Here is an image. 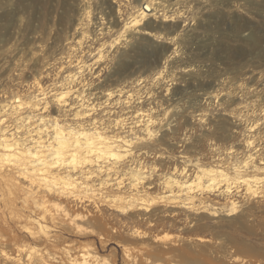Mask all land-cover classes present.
<instances>
[{"label": "rangeland", "instance_id": "obj_1", "mask_svg": "<svg viewBox=\"0 0 264 264\" xmlns=\"http://www.w3.org/2000/svg\"><path fill=\"white\" fill-rule=\"evenodd\" d=\"M145 1L160 0H109V8L121 12L101 39L107 56L95 63L99 49L92 50L100 42H77L82 28L76 30L75 22L84 1L0 0V136L15 133L31 143L34 130L55 119L73 127L97 123L128 138L152 129L155 143L167 133L166 143L150 154L134 149L124 155L118 174L95 178L96 184L109 178V202L52 194L4 162L0 264H73L71 257L93 254L107 264H264V181H255L258 193L251 195L235 183L233 169L243 165L244 175H262L254 169L264 159V0H167L182 9L175 14L178 32L140 34L144 49L130 59L131 96L121 104L100 86L117 54L109 42L128 28ZM99 4L91 0L93 14ZM92 18L84 19L88 34ZM129 39L117 46L131 49L135 38ZM159 42L169 48L156 62L150 51ZM79 60L86 63L82 69ZM71 87L74 93L60 101L57 94ZM92 90L99 104L91 110L86 93ZM18 97L36 105L15 111ZM149 118L157 120L152 124ZM170 121L178 123L176 130L166 129ZM214 165L225 167L229 179L199 184V170ZM62 170L84 177L72 167ZM120 177L123 185L117 184ZM174 180L192 183L182 189ZM117 192L136 198L113 201L110 195ZM78 212L89 213L92 221H72ZM81 222L88 227L79 228Z\"/></svg>", "mask_w": 264, "mask_h": 264}, {"label": "bare ground", "instance_id": "obj_2", "mask_svg": "<svg viewBox=\"0 0 264 264\" xmlns=\"http://www.w3.org/2000/svg\"><path fill=\"white\" fill-rule=\"evenodd\" d=\"M82 1H84L83 3L85 6H82L83 8L80 17L78 21L75 22L76 30L82 28L79 35H77L79 36L77 42L80 45L83 41H87V39H92L94 42H100L99 46H95L92 52L99 49L96 52V55H94V57H96L95 63L103 61L107 56L105 51H103L107 43L106 41L101 42V39L112 30L114 27L112 23L119 19L117 13H120L121 9H115L114 7L109 8V0H100V4L98 8H96L98 11L96 14H93L91 0ZM157 3V5L155 3L153 4L152 1H145L142 3L138 13L131 17L127 26L128 28L123 30L117 39L109 42L110 47H113L114 45L116 46L115 51L117 54H114V56L110 58V61H112V69L107 72L100 86L104 87V89H108L109 98L118 95L121 104L124 102L123 96L130 92L127 89V78L135 72V70H130L133 64L130 62V59L134 53L144 49V45L140 40V34L153 35L154 30H162L168 35L178 32L180 25L176 20L177 16H175V14L182 15L183 13L180 8L173 9L174 5L178 4V2L174 3L173 1L160 0ZM170 10L171 14H169ZM161 11H163L164 14L163 18L158 16V13ZM91 17L95 18H92L94 19V29L88 34V30L83 28L87 24V22H84V19H89ZM91 35L92 37H90ZM137 35L139 38H137ZM124 39H134L131 49L128 50L121 46H117V44ZM168 48V44L165 42H159L156 43L150 53L155 56V61L157 62L167 54ZM78 63H83V66L80 65L79 67L81 69L84 67V64L86 66V63L82 60H79ZM70 76L73 78L75 74ZM71 93H74L73 87L58 93V99L62 102H66ZM205 93L209 94L210 97H217V94L215 92L213 93V91H205ZM86 94H89L87 101L88 106H91V110L98 107L97 105L99 102H95L97 92L92 90L88 91ZM91 95H93L94 98H91ZM129 95L131 96V93H129ZM24 104H28L29 106L36 105L35 102L30 103L29 101H23L18 97L14 102L15 111L21 110L24 107ZM156 120L157 119L149 118L148 122L153 124ZM101 124L103 123L101 122ZM177 124L178 123L170 121L165 126L166 129H172L173 131L176 130L173 126L176 127ZM105 128L106 127H102V125L100 127L97 123L92 127H88L87 125L73 127L65 125L58 119H55L51 126L44 125L37 130H34L36 131L35 135L37 134V136L32 138L31 143L21 142L16 137L15 133L11 135L2 134L0 136V167L2 164H5L4 162H9L19 171V175L26 181L30 182L31 185H35V187L38 188H45L52 194L57 193L60 197L73 196V198L75 197L81 202L87 200L95 202L98 200L100 202V200H102L103 202H109V178L103 179L101 174L105 173L108 176L109 173L118 174L121 168H125L124 163L119 161L124 155L134 152V149L135 152H142L146 155L150 154L155 147L166 143L167 133H162L161 137H159L155 143L150 141L151 136L154 134V130L152 129H149V131L143 135H136L134 138H128L126 135L119 133L112 134ZM44 131L51 135L45 137L41 134ZM252 142L253 141L251 140L248 141L249 144ZM259 163L260 165H256L254 170L257 172L262 171V175H244L243 172L245 171V168L243 165H235L233 168L236 174L234 177L235 183L243 184L246 192L251 195H257L258 193L255 181H264V159H261ZM96 166L98 167L94 168ZM66 167H72V170L75 172H83L84 177L80 179V177L74 176L72 172L65 173L62 168ZM99 176H102L101 181L96 184L95 178ZM218 176H225L229 179V172L226 171V168L222 167V165L202 167V170H199L196 176V181L199 184L207 182L208 187L217 182ZM124 182L125 180L123 177H120L117 180L118 185H123ZM173 182H176L182 189L184 187L189 188L192 183L191 180H185L183 182L180 180H174ZM140 192L142 191L137 190L136 194L139 195L141 194ZM110 196L113 201L118 202H125L127 201L126 198H136L134 195L130 197L125 196L122 192L113 193ZM238 202H240V200ZM47 203L48 200L46 199L42 202L43 206H48ZM235 203L236 202H234V204ZM119 206L123 207V205ZM240 206L243 205L240 204ZM242 208L245 207L243 206ZM68 212L69 211L66 213ZM77 217L88 224L92 221L89 213L83 214L78 212L75 216H71L72 221H75ZM84 222H81L78 225L82 230L88 227H84ZM53 258L56 259L55 256ZM91 261L95 264H107L106 261H99L98 257L94 254L92 255V259L88 255H84L80 260L78 257H71L70 262L73 264H91Z\"/></svg>", "mask_w": 264, "mask_h": 264}]
</instances>
